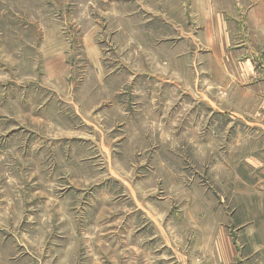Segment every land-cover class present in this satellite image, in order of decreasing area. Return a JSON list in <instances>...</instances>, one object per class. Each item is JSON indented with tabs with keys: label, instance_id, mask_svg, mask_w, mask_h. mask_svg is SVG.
I'll return each instance as SVG.
<instances>
[{
	"label": "rangeland",
	"instance_id": "obj_1",
	"mask_svg": "<svg viewBox=\"0 0 264 264\" xmlns=\"http://www.w3.org/2000/svg\"><path fill=\"white\" fill-rule=\"evenodd\" d=\"M257 237L264 0H0V264H255Z\"/></svg>",
	"mask_w": 264,
	"mask_h": 264
},
{
	"label": "crops",
	"instance_id": "obj_2",
	"mask_svg": "<svg viewBox=\"0 0 264 264\" xmlns=\"http://www.w3.org/2000/svg\"><path fill=\"white\" fill-rule=\"evenodd\" d=\"M249 243L256 246L253 250L255 251V253H252V255H254L255 258V264H264V238L257 237L256 239H253ZM248 259H250V257H245V263H241V264H247L249 261ZM223 262L225 263L227 262V260Z\"/></svg>",
	"mask_w": 264,
	"mask_h": 264
}]
</instances>
